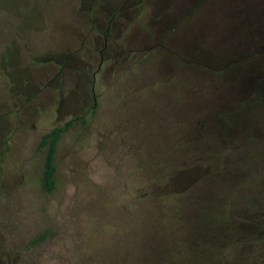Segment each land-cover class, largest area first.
Listing matches in <instances>:
<instances>
[{
    "label": "rangeland",
    "instance_id": "1",
    "mask_svg": "<svg viewBox=\"0 0 264 264\" xmlns=\"http://www.w3.org/2000/svg\"><path fill=\"white\" fill-rule=\"evenodd\" d=\"M78 115L38 195L39 137ZM128 154L129 182L190 184L165 219L126 211ZM214 199L225 264H264V230L233 218L264 222V0H0V264H211ZM40 205L56 234L29 246Z\"/></svg>",
    "mask_w": 264,
    "mask_h": 264
},
{
    "label": "trees",
    "instance_id": "2",
    "mask_svg": "<svg viewBox=\"0 0 264 264\" xmlns=\"http://www.w3.org/2000/svg\"><path fill=\"white\" fill-rule=\"evenodd\" d=\"M77 121L84 123L85 122V116L84 115H78L71 117L65 121H63L60 124L52 126L49 130L42 133L39 137L38 143H37V150L42 152V167L41 172L38 177V195H45L48 196L51 193H53L57 188V178H56V171H57V165H56V152H57V146L60 138L62 135L68 131L74 123ZM131 155H126L125 163L130 164L131 167V174H128V184L126 183L121 188V184H117V192L119 195H122L129 199L131 202L126 205L127 209L126 211L132 214L133 208L136 206H140V203L143 201H148L149 205L151 206V209L154 212V217L157 219H165L167 214H169L172 211V204L175 203L179 199H172L173 197H176L182 192H187L191 189L190 184L187 182L183 184H178V182H165L163 184L154 182L153 184H149L148 182L144 181L140 178L138 174V180L136 178L135 181L129 182L132 177V174L134 172L135 166L131 162ZM123 171V169L117 170V172ZM183 172V171H182ZM183 175V174H182ZM121 177L118 176V180ZM151 198V199H149ZM90 199H73L74 205L73 208L69 207V211L74 215L77 214V217H80L79 220L82 222V211L80 209L82 206H85V203L89 201ZM126 200V199H122ZM215 203L214 206H216L215 215H213L212 219L213 221L217 222V220H221L218 222V226L213 227L212 235L210 237V243H211V264H225V246H230L232 243H234L235 238L226 237L225 238V204L224 202H221L220 199H214ZM39 203L41 204V199H39ZM174 208V207H173ZM45 207L43 208L42 205L38 208V214L40 215V218L43 219V222L40 224L33 226V234L30 236L28 245L30 246H38L41 243H43L46 239H50L51 237H54L56 234V227H53L49 224V221L47 217H45ZM249 216V215H248ZM247 215L245 218H239L234 217V221L239 220L241 223H245L244 225L248 224V227L251 228H258V231L264 230V222L260 223L257 227L255 226L254 222H251ZM257 216V215H256ZM261 216V215H260ZM259 217V216H258ZM78 221V218H77ZM83 223V222H82ZM199 240L203 239L202 235H198ZM197 236L193 235L192 233L188 236H186L182 243L185 249H182L183 252L194 254L195 249L197 247ZM229 239V241H228ZM261 239V238H259ZM150 258L152 256L150 255ZM157 262V261H155ZM174 264V263H171Z\"/></svg>",
    "mask_w": 264,
    "mask_h": 264
},
{
    "label": "crops",
    "instance_id": "3",
    "mask_svg": "<svg viewBox=\"0 0 264 264\" xmlns=\"http://www.w3.org/2000/svg\"><path fill=\"white\" fill-rule=\"evenodd\" d=\"M249 32L250 31H253V28H252V25H251V27H249L248 29H247ZM249 34V36L247 37V39H246V48H250V49H254V45H255V37H250L251 35H250V33H248ZM169 43H170V41L169 40H167ZM171 44V46L173 47V49H174V51L177 53V54H179V55H181L182 57H183V59H185V60H189L191 63H197V64H199V65H201V66H203L204 67V65L205 66H207V67H209L210 66V64H217L218 63V61H213V62H211V63H205L204 62V60H200V59H198V57H196L195 55H193V54H191V53H188L187 51H183V50H181V49H176V46H174L172 43H170ZM194 53V52H193ZM237 55V53H235L233 56H231L230 58H226L225 59V65L226 64H228V62H235L236 60H238V58L239 57H237L236 56ZM229 57V56H228ZM191 63H189V64H191ZM222 64H224V62H220V64H218L219 65V68H221L222 66Z\"/></svg>",
    "mask_w": 264,
    "mask_h": 264
}]
</instances>
